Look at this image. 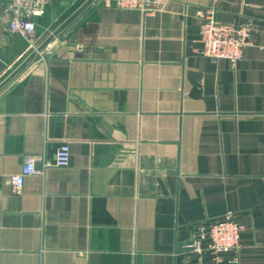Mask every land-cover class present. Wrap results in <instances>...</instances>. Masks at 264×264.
Masks as SVG:
<instances>
[{"label":"crops","instance_id":"obj_1","mask_svg":"<svg viewBox=\"0 0 264 264\" xmlns=\"http://www.w3.org/2000/svg\"><path fill=\"white\" fill-rule=\"evenodd\" d=\"M82 1L45 0L37 44ZM9 2L0 81L31 51ZM206 10L249 24L241 60L198 53ZM226 214L237 251L180 247ZM0 264H264V0H95L56 36L0 92Z\"/></svg>","mask_w":264,"mask_h":264},{"label":"built area","instance_id":"obj_2","mask_svg":"<svg viewBox=\"0 0 264 264\" xmlns=\"http://www.w3.org/2000/svg\"><path fill=\"white\" fill-rule=\"evenodd\" d=\"M160 0H114L121 8H150ZM45 0H10L8 11L11 17L8 28L11 32L25 38L30 50L37 45L36 23L33 16L43 12ZM200 47L198 53L209 57L212 61L227 59L236 63L243 58V50L250 42L249 24L234 25L220 22L213 10H206L199 27ZM36 157L28 155L19 172L9 177L12 189L17 192L23 185L25 176L43 173L48 166H66L69 163V146L60 144L54 152L53 158L42 159L40 166H36ZM241 226L233 214H226L221 218L211 220L194 228L188 240L180 244L184 249L199 252L210 251L216 254L226 250L237 251L240 247L239 232Z\"/></svg>","mask_w":264,"mask_h":264},{"label":"water","instance_id":"obj_3","mask_svg":"<svg viewBox=\"0 0 264 264\" xmlns=\"http://www.w3.org/2000/svg\"><path fill=\"white\" fill-rule=\"evenodd\" d=\"M95 0H83L72 12H70L39 44L36 45L1 81L0 92L21 72H23L43 51L52 40L61 34L81 13H83Z\"/></svg>","mask_w":264,"mask_h":264}]
</instances>
